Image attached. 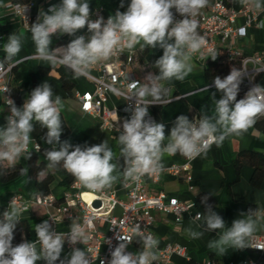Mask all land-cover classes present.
I'll list each match as a JSON object with an SVG mask.
<instances>
[{"label":"clouds","instance_id":"1","mask_svg":"<svg viewBox=\"0 0 264 264\" xmlns=\"http://www.w3.org/2000/svg\"><path fill=\"white\" fill-rule=\"evenodd\" d=\"M241 2L248 4L251 0ZM254 2L257 9L262 7L261 0ZM207 4L208 0H130L126 11L117 10L106 21L102 17L90 19L88 0H61L59 4L50 5L47 11L40 9L29 29L35 55L52 66H65L72 71L74 78L89 76L96 65L109 61L118 53L132 52L137 45L141 49L160 48L163 54L153 64L158 74L149 72L144 77L146 83L132 81L128 85L125 99H134L135 103L127 109L131 112L130 118L119 124L118 153L106 140L83 147L73 146L69 140L61 141L64 105L62 98L54 95L47 82L33 89L22 107H17L14 100L7 98L10 114L5 117L6 123L0 126V175L5 174V163L8 169H13L25 154L26 159L31 158L29 145L36 125L46 129L42 139L51 146L44 151L48 161L46 168L62 166L75 181L93 190L113 186L120 178L121 160L123 178L139 185L143 177L163 171L165 154L179 153L195 159L206 156L213 144L220 147L233 135L243 136L259 118L264 117V85L256 84L238 100L244 71L235 67L223 79L219 76L214 78L213 85L222 95L215 99V93L212 94L214 109L211 115L203 109L201 115L192 120L179 115L168 134L163 122H156L149 116L150 105L171 102L169 95L172 89L162 82L185 80L192 72V56L206 45V38L197 31L195 17ZM120 7H124L123 0ZM173 9L182 19L175 18ZM85 28L89 33L87 37L77 35ZM65 34L74 38L66 47L52 49L53 36ZM21 50L22 38L15 33L9 35L3 45L4 62L15 60V63H20L15 58ZM216 58L212 57L213 60ZM0 67H3L2 62ZM112 91L117 95L123 94L115 88ZM166 137L167 144L164 143ZM36 150H40L38 144ZM20 175L28 177L26 183L31 181L28 169L22 167ZM45 177V170H41L37 180ZM209 195L201 198L205 211L196 214V219L202 221L198 225L202 230L189 227L185 230L187 236L200 239L205 231L216 232L217 237L208 242V247L218 255L226 254L229 249L244 250L252 246L250 241L264 221L260 210L250 208L241 212L228 226L208 204ZM26 210L12 199L0 215V264H37L38 261L43 264H92L91 256L83 248L72 247L71 252L62 258L66 240L74 246L86 244L90 239L85 227L76 219L72 220L67 234L57 233L47 220L35 224L36 239L24 240L14 246V231ZM85 223L92 227L90 220ZM133 236L143 246L138 252L127 251ZM115 238L118 244L110 252L111 259L107 264H153L158 259L153 251L158 248V239L151 234L146 235L139 225L132 229V235L117 233ZM105 242L111 244L110 240ZM101 264L105 262L101 260Z\"/></svg>","mask_w":264,"mask_h":264},{"label":"crops","instance_id":"2","mask_svg":"<svg viewBox=\"0 0 264 264\" xmlns=\"http://www.w3.org/2000/svg\"><path fill=\"white\" fill-rule=\"evenodd\" d=\"M10 1L0 0V58L4 59L5 57L3 45L9 35L13 33L19 35L22 38V50L15 58L20 60V63L14 69L12 87L17 96L21 98L20 107H22L24 100L28 98L33 89L47 82L52 86L54 95H59L62 98L64 105L61 111V118L63 124L68 127V132L65 134L62 132L61 141L69 140L73 146L80 145L83 147L100 144L106 140L113 151L118 153L119 124H122L127 117L121 114L117 128H103L99 118L82 110L81 101L77 97V93L93 91L95 83L88 76L74 78L72 71L65 66H52L49 62L41 60L35 55V45L31 39L30 26L36 21L40 9L46 10V6L59 4L61 0H33L30 6L34 14V20L29 26L24 23L22 18L12 8L8 7ZM88 2L90 3L91 13L100 8L105 15L109 16L114 15L117 10L126 11L130 0H123L124 7L122 8L120 7L121 0H88ZM248 4L257 11L259 19L264 20V0H261L262 7L259 9L255 7L254 0H251ZM208 5L201 9L200 12L205 11ZM245 5L241 0H230V6L236 11L242 10ZM245 22V16L240 14L237 18V25L243 26ZM77 35L87 37L89 33L87 29H82ZM73 38L67 34L59 37L53 36L50 47L52 49L66 47ZM225 46L229 45L226 44ZM237 47L245 54L264 52V27L261 28L252 23L247 27L246 35L237 38ZM137 48L139 54L136 71L143 83H146L144 77L149 72L158 74V69L153 67L154 62L153 64L151 62V55L153 53L157 54L156 61L163 54V50L147 47L141 49L139 45H137ZM190 62L192 64V72L185 80L177 81L173 79L170 82H162L165 86L172 89L169 98L173 99L169 104L161 106L159 116H157V122H163L166 125V134L170 132L177 116L183 114L192 120L197 114L201 115L202 109L211 115L214 109L211 99L212 94L215 93V99L221 98L222 94L215 89L206 74L205 64L193 56ZM90 74L97 76L100 71L95 66ZM259 74L261 75L258 77ZM259 74L255 77L256 84L264 85V72ZM64 79L71 83L70 89L64 86ZM207 86L208 90H206ZM177 97H180V99H177ZM124 104V99L114 93L109 94V107H123ZM7 115L8 110L4 103L3 95L0 93V126L6 123L5 117ZM42 137L40 136L39 138L42 144L50 146L45 143ZM167 142L166 137L164 143L167 144ZM242 151H254L264 154V132L254 125L243 136L233 135L229 137L220 147L213 144L206 156L202 155L194 160L189 175L183 173L177 176L164 171L158 183L148 181L147 188L151 193L164 190L169 197H177L181 201L194 205L183 214L181 223L176 222V216L173 213L153 211L156 217L154 237L159 241L158 248L153 250L155 254L157 255L158 251L169 243H178L187 247L186 255L173 254L168 264H210L214 260L220 264H258L261 253L254 250L251 246L244 250L229 249L226 254L218 255L208 247V242L217 237L216 232L205 231L202 238L190 239L185 231L189 227L202 230L198 228L202 221L196 219V214L205 211L201 198L209 194L211 195H209L208 204L223 217L228 226L231 225L234 219L238 218L241 212H246L250 208L259 209L261 215L264 216V179L260 186L253 185L251 178L255 169L249 164L242 166L238 172L235 159ZM25 157L26 154L20 158L17 164L25 165ZM183 161L184 157L179 153L171 156L165 154L162 163L168 166L174 163L180 164ZM118 172L120 178L110 189L115 190L120 198L127 199L126 180L122 175V166ZM61 178L62 173L56 172L55 180L51 185V193L57 199L63 197L62 202H64L66 193L72 189L60 185ZM27 179L28 177L26 176H19L9 182L0 180V215L7 209L11 197L16 192L23 193L30 200L29 209L23 211L21 216V219L27 220L30 225V233L24 236L23 241H33L36 239L35 224L43 222L47 211L45 206L39 201L40 195L37 192L35 181L31 179L30 182L26 183ZM92 197L93 195L87 199ZM51 212L56 213V208L51 207ZM120 212L121 209L117 208L116 213ZM71 222L72 220L60 222L58 229L60 231L69 230ZM262 233H264V221H261L260 227L255 234ZM142 247V244L137 240L133 245V250L138 252L142 250ZM70 252L71 250L63 249L64 255Z\"/></svg>","mask_w":264,"mask_h":264},{"label":"built area","instance_id":"3","mask_svg":"<svg viewBox=\"0 0 264 264\" xmlns=\"http://www.w3.org/2000/svg\"><path fill=\"white\" fill-rule=\"evenodd\" d=\"M52 5V4H50ZM46 6V10L49 6ZM8 7L12 8L29 26L34 20V14L31 10L30 4L11 0ZM242 14L246 18L245 25L238 26L237 18ZM103 18L105 21L109 16L105 15L99 8L93 11L90 19L95 20ZM177 20L182 19L179 15L175 16ZM198 21L197 31L206 38V45L199 53L193 55L198 61L206 63L207 59L213 56L217 51L219 45H226L229 48V55L232 57L241 58V70L244 71L242 81L247 83L250 88L256 85V75L264 72V52L255 54H245L237 47V38L245 36L247 27L252 23L263 28L264 20L259 19L257 11L252 8L250 4L236 11L224 0H211L208 8L199 12L195 17ZM87 29V28H85ZM139 50L136 48L132 52L125 51L122 54L114 55L109 61L102 62L96 65L100 74L95 76L89 74V78L95 83L93 91L85 93H77V97L81 101V108L85 113L101 120V126L106 129H114L118 127L120 116L124 114L130 118L131 112L127 109L129 105H134L135 100H126L125 96L128 93V85L132 81H139L143 84L142 79L138 76L136 71V64ZM203 56V58H201ZM3 67H0V93L3 95L4 103L9 113L7 98L14 100L18 105L14 92L12 89V75L15 67L19 64L13 62H4ZM118 89L122 95H117L112 89ZM7 90V91H6ZM114 93L125 100L123 107H109V94ZM173 100L172 98H169ZM149 116L157 122V116L153 111V105L148 108ZM196 117H199L197 114ZM195 117V118H196ZM147 119V117H146ZM32 142L29 145V150L36 149V145L42 148V142L35 136L31 135ZM184 157V156H183ZM196 159V158H195ZM195 159H188L184 157L182 163H174L171 165H164L163 171H160L151 176L142 178L139 185L126 181L127 199L120 198L115 190L110 188L102 190H93L74 181L70 186L71 191L67 192L64 197V202L57 204V197L50 193L45 196H40L39 201L46 208V216L43 221L47 220L52 228L60 234H67V231H60L58 225L65 220L76 219L85 227V231L90 235V239L86 244L69 245L67 240L64 248L72 250V247H78L88 252L92 258V264H101V260L107 264L111 259L110 252L117 246L118 241L116 235H132V229L139 225L141 230L147 235L154 236V226L156 217L153 211L163 213H173L176 216V222L183 221V214L193 205L191 203L181 201L177 197H169L166 191L160 190L157 193H151L147 188L148 181L158 183L164 171L172 173L173 175L187 174L192 170V164ZM91 193L93 197L87 199L84 195ZM14 199L18 205L25 209H29L30 200L21 192H16L11 200ZM10 200V201H11ZM100 200L101 206L95 207L94 201ZM51 207L56 208V213L51 212ZM120 208L121 212L116 213V209ZM91 221L92 227L89 228L85 223ZM105 227H104V226ZM111 241V244L105 241ZM138 239L133 236V241L129 244L127 251L135 252L133 245ZM23 242V241H21ZM21 242L13 241V245ZM251 247L258 251L264 252V233L255 234L250 241ZM173 254L186 255L187 247L178 243H169L163 249L158 251V259L153 264H168ZM210 264H220L214 260Z\"/></svg>","mask_w":264,"mask_h":264},{"label":"trees","instance_id":"4","mask_svg":"<svg viewBox=\"0 0 264 264\" xmlns=\"http://www.w3.org/2000/svg\"><path fill=\"white\" fill-rule=\"evenodd\" d=\"M26 4H31L33 0H14ZM211 0H208V3ZM228 5H230V0H224ZM208 5V4H207ZM173 12L175 16L179 15L175 13V10L173 9ZM215 56L217 57L215 60L212 59V57ZM211 57H209L205 63L206 66V74L210 80L211 83H213L214 78L216 76H219L221 79L226 77L231 69L233 67L237 69H241V58L240 57H232L229 55V48L225 45H219L218 51ZM155 58H157V54L153 53L151 55V62H155ZM4 61V59H2ZM261 74L258 75V77ZM64 86L67 89H70L71 83L67 80L64 79ZM15 99L18 103V105L21 104V98L17 96L15 93L14 88L12 87ZM250 89V86L245 83L241 82L240 84V91L238 93L237 98L241 99L244 97L245 93ZM162 105H153V111L155 112L156 116H159V112L161 109ZM255 126L259 129H261L264 132V117H261L257 120V123ZM46 132V129H41L40 126H36L35 131L32 133L33 136L37 137L38 139L40 136H44ZM68 132V127L63 124V133ZM51 146H45L43 145L42 148H40L39 151L36 149L30 150L32 152L31 158L26 159V164L23 165L21 163L17 164L15 168L13 169H8L6 166L3 169L5 172L4 175H0V180L3 182H9L13 179H16L17 177L21 176L20 175V169L26 168L28 169V176L31 177L35 181L36 187H37V192L40 196H45L48 195L52 192L51 185L55 180V173H62V178L60 179V185L65 186L67 188H70V186L73 184L75 181V178L67 173L62 166L57 167L55 169H47L46 165L48 161L46 160V157L44 155V151L46 149H50ZM27 155V154H26ZM123 161L121 160V166H122ZM235 164L237 167L238 172L240 171L241 167L244 165H252L254 167V173L251 178V182L255 186H260L263 179H264V154H260L254 151H242L240 154L236 157L235 159ZM41 170H45L47 172V175L44 179L41 181L37 180V175ZM63 197L58 199L57 204H60L62 202ZM30 233V225L27 222V220H22L21 222L17 225V228L14 231V240L16 242H21L23 241L24 236L28 235ZM261 257L258 261V264H264V252H260ZM64 253H62V258H63ZM37 264H43L42 261H38Z\"/></svg>","mask_w":264,"mask_h":264},{"label":"water","instance_id":"5","mask_svg":"<svg viewBox=\"0 0 264 264\" xmlns=\"http://www.w3.org/2000/svg\"><path fill=\"white\" fill-rule=\"evenodd\" d=\"M95 207H100L101 206V201L100 200H96L94 201V204H93Z\"/></svg>","mask_w":264,"mask_h":264},{"label":"bare ground","instance_id":"6","mask_svg":"<svg viewBox=\"0 0 264 264\" xmlns=\"http://www.w3.org/2000/svg\"><path fill=\"white\" fill-rule=\"evenodd\" d=\"M86 198H90L92 195L91 194H85L84 195Z\"/></svg>","mask_w":264,"mask_h":264}]
</instances>
